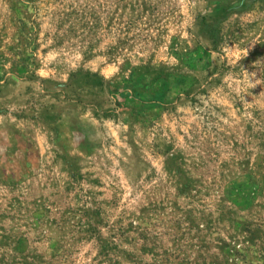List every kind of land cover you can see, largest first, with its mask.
<instances>
[{"label":"rangeland","instance_id":"rangeland-1","mask_svg":"<svg viewBox=\"0 0 264 264\" xmlns=\"http://www.w3.org/2000/svg\"><path fill=\"white\" fill-rule=\"evenodd\" d=\"M0 264H264V0H0Z\"/></svg>","mask_w":264,"mask_h":264}]
</instances>
